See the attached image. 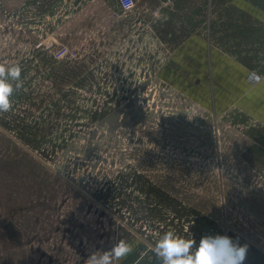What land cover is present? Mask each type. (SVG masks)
I'll use <instances>...</instances> for the list:
<instances>
[{
	"label": "rangeland",
	"instance_id": "obj_1",
	"mask_svg": "<svg viewBox=\"0 0 264 264\" xmlns=\"http://www.w3.org/2000/svg\"><path fill=\"white\" fill-rule=\"evenodd\" d=\"M99 1L0 0V66L23 81L0 113V264H85L119 239L132 251L113 264H162L152 248L169 230L227 235L248 245L243 264H264V125L161 76L172 22L152 37ZM225 19L211 29L228 48L231 28L264 32Z\"/></svg>",
	"mask_w": 264,
	"mask_h": 264
},
{
	"label": "crops",
	"instance_id": "obj_2",
	"mask_svg": "<svg viewBox=\"0 0 264 264\" xmlns=\"http://www.w3.org/2000/svg\"><path fill=\"white\" fill-rule=\"evenodd\" d=\"M113 2L118 4L116 0ZM227 2L233 9L229 10L233 11L230 14L224 8ZM260 2L137 0L133 16L152 37L163 35V22L174 24L169 33L175 32L174 36L181 40L172 48L160 72L172 86L209 110L223 113L236 106L264 125V82L256 84L247 80L251 71L264 77V66L251 56V47L255 44H259L255 48L264 51V32L251 28L237 33L231 28L235 37L240 38H236L239 41L236 46L228 48L231 45L226 41L217 42L212 38L215 30L211 29V24L224 23L226 16L241 23L237 18L244 12L252 25L264 30V3ZM89 5L99 7L100 1L89 0ZM125 29L130 31L129 27Z\"/></svg>",
	"mask_w": 264,
	"mask_h": 264
},
{
	"label": "clouds",
	"instance_id": "obj_3",
	"mask_svg": "<svg viewBox=\"0 0 264 264\" xmlns=\"http://www.w3.org/2000/svg\"><path fill=\"white\" fill-rule=\"evenodd\" d=\"M247 80L261 84L264 77L251 71ZM22 87L20 67L0 66V113L11 110L13 94ZM131 251L130 244L119 239L107 251L91 252L85 264H113L126 259ZM152 251L162 264H243L248 245L219 234L204 235L197 245L194 238L187 239L169 230L156 240Z\"/></svg>",
	"mask_w": 264,
	"mask_h": 264
},
{
	"label": "built area",
	"instance_id": "obj_4",
	"mask_svg": "<svg viewBox=\"0 0 264 264\" xmlns=\"http://www.w3.org/2000/svg\"><path fill=\"white\" fill-rule=\"evenodd\" d=\"M120 8L123 11H134L137 7V1L136 0H117Z\"/></svg>",
	"mask_w": 264,
	"mask_h": 264
}]
</instances>
